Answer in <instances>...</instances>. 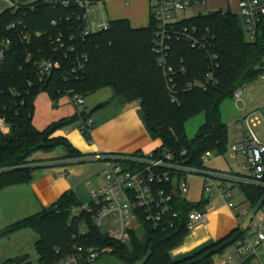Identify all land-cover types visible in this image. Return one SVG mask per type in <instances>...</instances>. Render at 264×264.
<instances>
[{"label": "trees", "instance_id": "trees-1", "mask_svg": "<svg viewBox=\"0 0 264 264\" xmlns=\"http://www.w3.org/2000/svg\"><path fill=\"white\" fill-rule=\"evenodd\" d=\"M9 1L16 8L0 14V51L4 54L0 60V120L8 128L7 133L0 130V191L33 181L35 172L45 168L48 161L34 159L37 152L52 153L61 149L62 158L71 161L86 156L66 138L53 135L76 122H81L82 127L90 119L87 109L43 131L35 128V101L44 92L57 107L63 97L79 95L85 99L110 88L112 100L125 105L139 104L138 112L151 138L161 141L154 152H170L174 162L190 168L206 169L203 156L227 150L228 128L221 107L226 100L233 99L237 89L259 79L264 64V17L255 41L246 39L241 17L230 11L218 10L182 19L179 24L196 28L198 39L206 47L192 48L185 41L170 43L168 63L177 71L176 100L173 101L153 50L156 27L151 14L146 28H133L126 19L115 20L109 22L107 29L93 32L82 40L78 37L77 20L74 17L67 20L71 10L54 8L45 0H20L19 4ZM54 20L57 26L52 25ZM60 33L65 46H74V51L55 49L53 41ZM71 34L75 38L69 40ZM45 60L59 61L61 65L41 80L38 64ZM211 71L215 73L216 85L207 91L186 89L188 82L205 80ZM200 113L205 114V122L190 140L185 124ZM82 134L90 140V134L85 131ZM241 187L252 208L264 197L263 186L243 183ZM206 205V198L196 203L176 198L174 208L179 218L174 228L162 231L143 221L144 238L140 239L134 232L128 243L101 233L88 217L89 233L76 239L82 218L75 212L83 205L73 191H67L49 209L8 226L0 232V237L26 229L35 232L37 264H52L72 253L76 241L85 246L111 249L123 264H212L216 255L235 247L249 228L244 230L240 226L223 239L175 259L172 251L190 233L188 214L205 209ZM53 208L55 211L49 212ZM13 264H30V259L24 255Z\"/></svg>", "mask_w": 264, "mask_h": 264}, {"label": "built area", "instance_id": "built-area-1", "mask_svg": "<svg viewBox=\"0 0 264 264\" xmlns=\"http://www.w3.org/2000/svg\"><path fill=\"white\" fill-rule=\"evenodd\" d=\"M150 14L155 21V36L153 50L158 55L160 66L167 80L168 89L172 100H176L175 76L177 71L169 65V52L172 41H185L192 48H205L197 36L196 28L181 26V18L178 15L182 11L193 6L206 3L207 0H150ZM54 8L69 9L72 15L67 20L75 18L78 23V37L84 40L91 33L107 29L109 23L90 21V15L96 12L99 0H45ZM239 16L243 19L245 31L249 41H255L259 24L264 17V0H238ZM16 8L14 5L12 8ZM57 26V21H52ZM76 29V30H77ZM39 35V34H38ZM75 38L73 34L69 40ZM9 43V40H7ZM56 50L74 51L75 47H66L63 34L53 41ZM4 59L3 51H0V60ZM30 57L28 61H30ZM37 64V63H36ZM81 64V63H80ZM59 61H41L38 64L40 79L42 80L53 69H58ZM83 67V65H79ZM259 81L264 83V64L261 66ZM184 67L180 71H184ZM217 84L214 71L208 73L205 80L190 81L186 89H200L207 91ZM247 86L237 89L233 94V100L238 104L242 101ZM70 97L74 105L85 106L86 101L82 96ZM262 112L257 117L246 115L239 119L245 137L241 143H235L230 150L246 157L244 170L251 173L250 176H236L232 173L208 169H195L174 162L170 152L134 153L131 155H100L85 156L72 160L81 162L89 160H105L103 171V183L91 191V202L82 206L75 212L82 218L79 226V235L75 238L85 237L89 233L88 217L101 233L121 243H128L132 233L142 230L143 221H147L155 228L172 229L175 227L179 214L175 211L173 194L175 186L180 198L189 191L188 178L197 175L203 179L204 191H219L221 197L226 200L231 196V191L226 189L225 183L231 182L255 184L264 187V143L261 141V133L256 130L260 123ZM6 127L0 120V129ZM93 121L88 119L82 124V131L91 135ZM208 152L205 157L209 156ZM221 188H224L222 191ZM226 189V190H225ZM227 206L235 208L236 204L227 201ZM255 219V218H254ZM208 220L206 209L192 211L188 214L187 227L189 230L196 225ZM253 220L249 231L235 246V252L221 258L217 264H263L259 257V249L264 246V204L261 210V219ZM111 231V234L109 233ZM111 249H100L94 246H85L80 241L73 245V252L54 261L52 264H94Z\"/></svg>", "mask_w": 264, "mask_h": 264}, {"label": "crops", "instance_id": "crops-1", "mask_svg": "<svg viewBox=\"0 0 264 264\" xmlns=\"http://www.w3.org/2000/svg\"><path fill=\"white\" fill-rule=\"evenodd\" d=\"M100 4L104 7L110 21L126 19L136 29L146 28L150 24V0H131L129 7H124L123 0H99L97 5ZM231 4L234 6V11L231 10ZM13 5L9 0H0V14L12 8ZM218 10L230 11L232 14L239 15L238 0H207L204 4L200 3L193 6L189 11H192L190 17H194ZM105 90H108V88L90 96L88 99L89 104L87 101L83 107H76L68 96L61 98L58 106L54 107L47 93L39 94L35 101L33 118L35 128L43 131L51 124L72 118L78 115L80 111L87 109V111H90V119L93 121L91 138L88 140L89 147H82L81 145L83 135L81 122H76L68 128L61 129L53 136L66 138L78 151L82 152L79 151L82 155L86 156L147 154L157 150L161 146V141L151 138L139 117L137 104H121L116 100H112V95L95 102L93 96H98ZM246 90L242 101L239 102L241 103L239 108L241 112L236 116V123H239V119L246 115L253 118L262 112L256 130L261 133L260 139L264 143V83L257 80L247 85ZM238 128L241 133L240 137L236 138V144L241 143L245 137L240 123ZM0 130L3 133L8 132L7 127ZM63 154V150H60L59 155L55 152H37L35 159L48 161L43 170L39 169L35 172L33 181L27 184L10 186L0 191V205L5 208V212L9 214L13 221L27 218L33 215V211H36V214L42 212L47 207L54 205L67 191H73L81 204L91 200V191L103 183V180L102 182H97V180L100 177L103 178L105 160L71 162L69 159L62 158ZM235 154H237V160L240 161V171L236 172L231 169L227 173L236 176H250L251 173L244 170L246 157L240 153ZM220 183L221 185L223 183L227 185L228 182L220 181ZM232 184L235 186L237 184L242 190V182L236 181ZM223 189L221 188L222 191H224ZM241 192L243 201L240 199L235 202L232 199V192L231 196L224 200L220 192L215 191L217 200L212 205H210L211 197L203 196L202 198L207 199L205 209L208 211V220L190 230L192 232L189 237H185L180 246L172 251L173 257L177 260L187 257L223 239L242 226L252 205L247 201L243 191ZM227 201L235 203L236 207L233 209L228 207ZM234 251L235 247H232L227 249L225 253L216 255L212 264H217L221 258L234 253ZM259 257L264 264V246L259 249Z\"/></svg>", "mask_w": 264, "mask_h": 264}, {"label": "rangeland", "instance_id": "rangeland-1", "mask_svg": "<svg viewBox=\"0 0 264 264\" xmlns=\"http://www.w3.org/2000/svg\"><path fill=\"white\" fill-rule=\"evenodd\" d=\"M29 1H26V2H29ZM14 2L15 4H19L20 0H15ZM130 3H131V0H123L124 7H129ZM189 10L190 9L182 11L180 15H178V18H181V19L189 18L192 15L191 14L192 11H189ZM231 10L234 11V6L232 4H231ZM90 16H91L90 21H95L98 23H108L110 21L104 11V7L102 6V4L97 5L96 12L94 14H91ZM240 22L245 32L246 39L248 40L247 33L245 31L244 21L242 18H240ZM108 95L113 96V91L110 88H108V90L102 91L100 94H98V96H93V99H95V102H99L100 100H103L104 97ZM89 97L85 98V101L86 102L88 101V104H89V100H88ZM135 104H137V107H139L138 103H135ZM240 107H241V103L237 104L236 101H234L233 99L226 100L222 104L221 110H222L223 121L227 124L228 137H229L228 144H227V150L222 154H220L217 151H214V152H211L209 156L205 157L204 165L206 169L209 168L208 170L220 171L224 173L230 172L231 169L235 170L236 172L240 171V161L237 160V157H236L237 154L233 153L230 150L231 146L236 143V138H239L240 133H241L238 128L239 123H236V116L238 113L241 112L239 110ZM139 117L141 119L140 113H139ZM204 122H205L204 113H200L186 122L185 131H186L187 137L190 140L195 137V135L197 134L200 127L204 124ZM81 145L82 147H89L88 140L84 135H82ZM60 150L61 149L55 150L54 151L55 154L59 155ZM35 157H37L36 154L35 156H33V158L35 159ZM43 169L44 168L40 170H43ZM102 180L103 178L100 177L97 180V182H102ZM218 183L221 185L220 182ZM188 184H189V191L188 193L183 195L184 198L190 200L191 202L196 203L203 196H206V197H211L210 205H212L213 203L214 204L216 203L217 193H215V191L211 193L205 192L204 182H203V179H201V177L197 175L190 176L188 178ZM226 186H227L226 189H229V190L231 189L232 197H233L232 199L235 202L240 199L243 201V196L241 192L242 190L237 184L235 186L231 182H228ZM90 201L91 200H89V202L82 204V205H87L90 203ZM49 208L50 207H47V209ZM33 212H34L33 215L37 213L36 211H33ZM260 219H261V212H259L256 215L255 221H258ZM18 221L19 220L13 221L11 217L9 216V214L5 212V208L1 207L0 205V232L4 231L8 226ZM109 233L111 234V231ZM190 233L186 237H189ZM137 234L140 239L144 238L143 231L138 230ZM37 239H38V235L30 229H26V230L14 233L10 236L0 237V264H13L14 261H16L19 257L24 256V255L28 256V258L30 259V264H37L38 256L35 252V241ZM231 254L232 253H230L229 255ZM94 264H123V262H121L114 254H112L111 252H108L102 255V257L99 258Z\"/></svg>", "mask_w": 264, "mask_h": 264}, {"label": "water", "instance_id": "water-1", "mask_svg": "<svg viewBox=\"0 0 264 264\" xmlns=\"http://www.w3.org/2000/svg\"><path fill=\"white\" fill-rule=\"evenodd\" d=\"M88 114H90V111H87ZM173 194L174 196L178 199L180 198V195L178 194L177 192V188L175 186V189L173 191ZM263 204H264V197L261 198V200L259 201V203L254 206L250 211L249 213L247 214L246 218H245V221L242 225V228L244 230H247L250 226V224L252 223V221L254 220V218L256 217V215L261 211L262 207H263ZM56 208H53L51 209L49 212H53L55 211Z\"/></svg>", "mask_w": 264, "mask_h": 264}]
</instances>
